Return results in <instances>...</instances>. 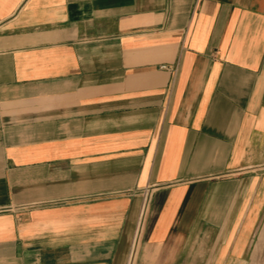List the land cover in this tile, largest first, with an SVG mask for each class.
<instances>
[{"label":"crops","instance_id":"0c3cea01","mask_svg":"<svg viewBox=\"0 0 264 264\" xmlns=\"http://www.w3.org/2000/svg\"><path fill=\"white\" fill-rule=\"evenodd\" d=\"M262 216L264 0H0V264H255Z\"/></svg>","mask_w":264,"mask_h":264},{"label":"built area","instance_id":"2783aa9c","mask_svg":"<svg viewBox=\"0 0 264 264\" xmlns=\"http://www.w3.org/2000/svg\"><path fill=\"white\" fill-rule=\"evenodd\" d=\"M148 211V201L146 200L143 204V207H142V211H141V214H140V218H139V222H138V228H137V232L135 234V239H134V245H133V254L135 252V248H136V245L137 243L139 242V237H140V234H141V229L142 227H144V223H145V219H146V214Z\"/></svg>","mask_w":264,"mask_h":264},{"label":"rangeland","instance_id":"374dc122","mask_svg":"<svg viewBox=\"0 0 264 264\" xmlns=\"http://www.w3.org/2000/svg\"><path fill=\"white\" fill-rule=\"evenodd\" d=\"M262 228V233L258 235L259 237V255L255 260V264H264V216L259 220V226Z\"/></svg>","mask_w":264,"mask_h":264}]
</instances>
